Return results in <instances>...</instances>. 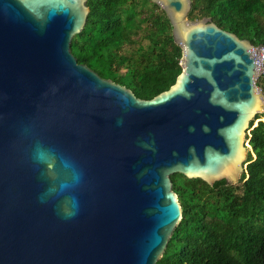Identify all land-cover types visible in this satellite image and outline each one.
Listing matches in <instances>:
<instances>
[{"label": "water", "instance_id": "1", "mask_svg": "<svg viewBox=\"0 0 264 264\" xmlns=\"http://www.w3.org/2000/svg\"><path fill=\"white\" fill-rule=\"evenodd\" d=\"M151 1L183 69L142 99L71 52L87 0H0V264H156L182 218L170 176L245 171L264 48Z\"/></svg>", "mask_w": 264, "mask_h": 264}, {"label": "trees", "instance_id": "2", "mask_svg": "<svg viewBox=\"0 0 264 264\" xmlns=\"http://www.w3.org/2000/svg\"><path fill=\"white\" fill-rule=\"evenodd\" d=\"M188 18L209 17L224 30L264 46V0H191ZM89 14L75 34L78 63L151 99L176 81L182 48L172 24L151 0H87ZM264 93L263 73L256 82ZM264 111L256 119H264ZM250 122L253 155L235 184L170 176L182 218L156 264H264V120Z\"/></svg>", "mask_w": 264, "mask_h": 264}, {"label": "rangeland", "instance_id": "3", "mask_svg": "<svg viewBox=\"0 0 264 264\" xmlns=\"http://www.w3.org/2000/svg\"><path fill=\"white\" fill-rule=\"evenodd\" d=\"M180 65H181V63H180ZM262 73H263V71H262V68H261V72L257 74L256 82H257V80L259 79V77L262 75ZM257 86H258V85H257ZM258 87H259V86H258ZM259 88H260V87H259ZM262 93H263V92H262ZM263 95H264V93H263ZM260 113H262V112H258V113L256 114V116H257L258 114H260ZM256 116H255V118H256ZM263 118H264V116H263ZM254 120H255V119H254ZM258 120H264V119H261V118H260V119L255 120V121H254V126L258 123ZM250 130H251V128L247 130V133H249ZM245 143H246V145H247V148H246V159L248 158L249 153H251L252 156L255 157V155H253V151H252L251 146L248 145V144H249V139H246V140H245ZM246 159L244 160V166H245V169H246V165H247V163H246ZM238 181H239V180H238ZM238 181H237V182H238ZM237 182H235V183H237ZM235 183H232V184H235Z\"/></svg>", "mask_w": 264, "mask_h": 264}, {"label": "built area", "instance_id": "4", "mask_svg": "<svg viewBox=\"0 0 264 264\" xmlns=\"http://www.w3.org/2000/svg\"><path fill=\"white\" fill-rule=\"evenodd\" d=\"M262 46V45H261ZM259 46H255L254 48H257ZM264 48V46H262ZM263 67H264V52L261 53V68L263 71Z\"/></svg>", "mask_w": 264, "mask_h": 264}]
</instances>
